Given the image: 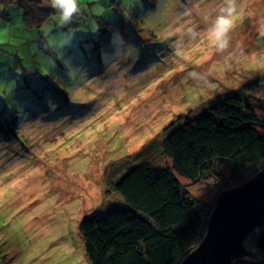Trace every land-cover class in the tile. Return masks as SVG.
<instances>
[{"label":"rangeland","instance_id":"374dc122","mask_svg":"<svg viewBox=\"0 0 264 264\" xmlns=\"http://www.w3.org/2000/svg\"><path fill=\"white\" fill-rule=\"evenodd\" d=\"M78 5L61 25L50 0L49 17L29 28L18 0L0 2V264H90L80 221L124 203L123 173L143 158L164 164L171 128L250 80L264 98V0H236L223 53L205 20L221 0ZM188 28L198 36L178 39ZM213 187L202 178L193 192L209 199ZM263 227L244 238L254 256L240 258L260 259Z\"/></svg>","mask_w":264,"mask_h":264},{"label":"trees","instance_id":"16d2710c","mask_svg":"<svg viewBox=\"0 0 264 264\" xmlns=\"http://www.w3.org/2000/svg\"><path fill=\"white\" fill-rule=\"evenodd\" d=\"M7 1L14 2L0 0ZM18 1L26 27H38L49 17L51 8L43 6L50 0ZM252 85L255 80L244 87ZM246 88L171 128L159 142L165 163L141 159L115 183L124 203L81 219L90 264H179L196 246L218 191L243 183L264 167V98ZM202 178L214 186L209 199L193 192ZM255 243L260 259L235 255L231 264H261L264 227Z\"/></svg>","mask_w":264,"mask_h":264},{"label":"water","instance_id":"95a60500","mask_svg":"<svg viewBox=\"0 0 264 264\" xmlns=\"http://www.w3.org/2000/svg\"><path fill=\"white\" fill-rule=\"evenodd\" d=\"M263 221L264 167L218 194L204 236L179 264H231L247 253L244 238Z\"/></svg>","mask_w":264,"mask_h":264},{"label":"clouds","instance_id":"9594fccd","mask_svg":"<svg viewBox=\"0 0 264 264\" xmlns=\"http://www.w3.org/2000/svg\"><path fill=\"white\" fill-rule=\"evenodd\" d=\"M51 7L58 12L61 25L71 23L74 16L80 12L78 0H51ZM235 13L236 0H221V6L215 16L205 17L208 42L216 52L223 53L230 46V33L235 26ZM175 35L178 39L196 38L198 33L188 28L178 30ZM259 35L264 37V31H260Z\"/></svg>","mask_w":264,"mask_h":264},{"label":"bare ground","instance_id":"6f19581e","mask_svg":"<svg viewBox=\"0 0 264 264\" xmlns=\"http://www.w3.org/2000/svg\"><path fill=\"white\" fill-rule=\"evenodd\" d=\"M158 97V96H157ZM156 97V98H157ZM138 109H140V111H143L144 109L139 105L138 106ZM137 111V110H136ZM128 116H130L131 118H132V120L135 118V113H133V115L132 114H127Z\"/></svg>","mask_w":264,"mask_h":264}]
</instances>
